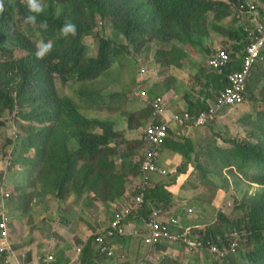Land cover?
<instances>
[{
    "label": "trees",
    "instance_id": "16d2710c",
    "mask_svg": "<svg viewBox=\"0 0 264 264\" xmlns=\"http://www.w3.org/2000/svg\"><path fill=\"white\" fill-rule=\"evenodd\" d=\"M43 1L48 4L47 11L58 19L51 17L53 29L69 20L80 21L78 13L88 9L98 12L102 19L109 20L115 34L123 39H117L119 44L114 50H111L109 41L101 40L98 55L87 61L77 49L82 41V36L79 37L80 31L85 29L82 25L77 27L75 37L69 36L74 41L50 58L54 63L22 61L5 64L8 55L12 56V23L15 22L16 5L11 0L3 1L5 10L0 13V73L3 68L6 76L13 72L15 82L5 90L0 83V125L6 124L3 119L7 112L19 107L25 108V112L18 114L28 127L23 128L27 137L23 140L21 150L26 153L35 151L34 157L25 159L26 165L30 167L29 188L34 189L32 199L51 196L65 200L73 194L82 197L93 193L97 198L113 203L125 195L127 186L132 190L141 176L140 164L129 153L120 157V169L117 170V161L114 159L116 151L110 147L117 135L107 128L106 122L82 115L75 100L60 97L54 87L44 81L47 67L54 66L53 73L60 74L65 82L96 80L105 77L107 73L111 74L116 61L123 67L124 60L131 52L137 55L142 48L156 43V40L160 42L157 61L163 62L164 67H180L182 58L187 56L184 52L186 46L203 55L209 54L207 42L210 32L216 31L224 18L232 17L235 25L226 30L225 34L229 38L228 44L231 40L242 44L241 47H233L234 51H239L254 41L249 34L264 16V0H67L70 3L66 8L59 0ZM241 3L256 6L252 16L237 19L243 15L240 12ZM25 8L20 5L19 12L24 14ZM219 10L221 11L218 12ZM215 12L218 13L211 20V24L215 23L217 26L211 27L207 18ZM167 48L170 50L171 59L166 57ZM194 69L195 84L197 78L202 76L206 88L199 92L200 96H204L202 102L195 103L187 95V108L196 114L207 109V101L215 98L225 82L203 65L197 64ZM16 125L14 121L7 123V127L14 131ZM17 137L22 136L16 135ZM178 141L170 148L184 156L185 161L177 175H185L195 146L190 141V147L186 148L185 142L189 140ZM11 147L12 145L8 150ZM256 147L257 144L250 142L237 146L233 156L239 160V170L249 163L264 164V150H254ZM158 178L151 180V186L145 192L146 198L167 207L172 204L173 196L166 188L175 185L177 180L172 178L166 184L158 181ZM256 181L260 182L262 189L254 195L251 194L252 196L248 194L250 197L244 204L245 217L242 221L246 227L241 221L237 231L246 233V236L238 253H227L221 262L206 256L203 263L196 255L197 261L192 264H264V174ZM138 192L139 190L133 194ZM210 234L216 237V234ZM241 243L242 240H239L238 245ZM228 244L226 239L216 241L221 252L222 247ZM83 259V264H92L88 255ZM4 261V257L0 256V264H4Z\"/></svg>",
    "mask_w": 264,
    "mask_h": 264
},
{
    "label": "rangeland",
    "instance_id": "374dc122",
    "mask_svg": "<svg viewBox=\"0 0 264 264\" xmlns=\"http://www.w3.org/2000/svg\"><path fill=\"white\" fill-rule=\"evenodd\" d=\"M230 2V0H219ZM219 10L218 12H220ZM211 13L207 19L210 20L209 25L216 27L215 23L211 22L215 19L216 14ZM212 20V21H211ZM17 22L20 30L24 33L28 32V27L24 23V19L17 17ZM235 24L230 16L223 19L216 31L210 32L207 42V48L217 49L225 47L229 44L228 36L225 31L232 28ZM105 36L110 43L111 50L119 44L118 38L114 32L112 25L104 26L99 23L94 29L89 30L84 36V49H80L79 53L83 54L87 61L95 57L100 49V39ZM157 41V42H156ZM154 44H149L142 48L139 54L131 52L124 60L123 67H120L119 61H116L112 66V73L103 77L98 81H89L87 83H78L73 87V82L64 83L61 78L57 77L56 87L61 97L70 96L80 106L81 112L89 117L100 118L108 121V126L111 129L120 133L119 140H135L134 147L125 145L124 152L134 156V160L140 162L144 154V135L143 131L149 123V106L145 100L135 98L132 93L134 88L140 84L150 90L153 95H163L168 99V113H176L187 108V95L192 97L196 102L203 101L204 96H200L201 90H206L204 87L203 77L197 78L195 84V69L197 64H205L206 56H203L198 50L195 51L189 46L184 47V52L187 56L182 58L180 67H164L163 62H158L159 44L156 40ZM9 45V44H8ZM167 52V59H171L170 50ZM15 53V52H14ZM24 56L25 52L17 51L15 56ZM204 67H206L204 65ZM78 91V92H77ZM84 94V96H83ZM103 99V103L100 100ZM211 100L207 101V104ZM25 112V108L19 107L12 112H7L4 116L5 125H0V161L4 166L8 167L7 163L13 159L22 160L24 155L33 156L34 152L26 154L21 152L23 139L18 142L16 133L11 127H7V123L14 121L22 130L28 129L27 124L20 119L18 113ZM125 116V118H124ZM2 117L0 115V122ZM134 129L133 131H128ZM264 64L258 66L249 82V92L246 101L243 105L225 112L217 122L194 131L185 129L180 131L176 126H172V133L167 138L164 149L159 154V161L165 167H173L175 170L180 168L181 162L168 163L167 150L170 149L168 141L170 138H192L188 139L196 147L195 154L191 156V164L188 167L192 170L190 177L176 176V184L167 188L173 196L172 204L169 207L173 212L183 216V220L189 224H199L202 221L211 220L213 224L209 228H215L216 220L220 218L226 219L218 222L219 228L215 229L216 235L225 236L227 239L232 238V234L237 231L239 223L244 220L245 208L244 204L248 197L254 195L260 189L250 188L245 185L244 181L248 178L238 170L239 160L233 156L239 144L248 142L257 144L254 150H264ZM14 140L11 141L10 138ZM18 144L15 148L13 158L7 156L10 145ZM185 145V144H183ZM186 148L190 144L185 145ZM24 154V155H22ZM118 154H122V149H118ZM118 155V156H119ZM20 173H24L23 166H17ZM233 169V170H232ZM249 177L253 176V170H247ZM171 175L163 178H158L169 184L172 181ZM244 180V181H243ZM181 185V186H180ZM134 189V188H133ZM222 190L221 199L216 200L214 197L217 191ZM249 191V195L245 194ZM234 192V193H233ZM134 193V191L132 192ZM252 194V195H251ZM236 199V206L234 202ZM186 209H194L191 215H186ZM218 210L220 211L218 213ZM1 215V214H0ZM102 216L101 214H99ZM244 227V222H241ZM75 245V244H73ZM76 246V245H75ZM146 248V246H143ZM153 259L145 258L140 255V250L135 248L129 252L123 251L130 264H192L198 258L203 263L204 258L209 255L190 254L179 249L178 246L162 249L156 248ZM115 255L114 261H124V256ZM197 255V256H196ZM212 258V257H211ZM213 259V258H212ZM13 264H16L13 263Z\"/></svg>",
    "mask_w": 264,
    "mask_h": 264
},
{
    "label": "clouds",
    "instance_id": "9594fccd",
    "mask_svg": "<svg viewBox=\"0 0 264 264\" xmlns=\"http://www.w3.org/2000/svg\"><path fill=\"white\" fill-rule=\"evenodd\" d=\"M3 1L4 0H0V13H3L5 10V6H4ZM11 1L16 5L15 22L12 23V31H13L14 37H13L12 43H11L12 56L8 55V57L5 61V64H10L12 62L18 63V62H22V61H27V62H31V63L40 62L42 64L54 63L50 60V58L53 55L63 51L65 49V47H68L70 45V42L74 41V40L69 39V36H72V37L76 36L77 27H80L82 25L85 26V29L80 31L79 37L82 36V41L79 43V46L77 48L79 50L80 49L83 50L84 49V36L89 30L94 29L99 23H101L102 26H104V22L107 25H112V23L109 20L102 19L98 12H91L90 10L85 9V10H81L78 13V18L80 21L69 20V21H66L64 23V25L53 29V28H51V24H52L51 17L53 15L49 11H47V9H46L48 7L47 2H45L43 0H11ZM59 3L66 8L70 2L67 0H59ZM20 5L26 7L25 8L26 12L24 14H21L19 12V6ZM252 5H254V4H252ZM254 9H256V6ZM252 15H253V11H247V13L243 14L242 16H239L237 19H245L246 17L252 16ZM18 16L24 19V23H26V25L28 27L27 33H24L23 31L20 30V26L17 22ZM53 18L58 20L54 16H53ZM230 18L232 20L231 16H230ZM258 23L264 25V16L261 18V20ZM91 25H92V28H89ZM55 32H56V34H53ZM103 39L107 40V38L105 36H102V38L100 39V42H99L100 47H101V40H103ZM251 44H253V42H251L250 45L245 46V48L243 50L234 51L233 47H235V46L241 47L242 44L238 41L231 40V42L227 48H225V47L217 48V49L211 48V49H209L210 52L207 56L203 55V56H206V59L204 62L205 63L204 65L206 66L205 68L207 70L211 71L212 73H214L217 77H221L224 80L225 85L217 91L215 98L213 100H211V102L208 103L207 109L204 111H201L199 113L194 114L193 112H191L189 110H184L181 112L169 114L168 108H167L168 99L166 96L153 95V94H151V92L148 88L143 87L140 84H138L134 88L132 95L137 99L147 101L148 106H149V113H150L149 123L147 124V126L145 127V129L143 131L144 154H143L141 161L138 162L140 164L141 176L138 178L136 186L133 187L134 189L131 190L127 186V191L125 193V195L128 194L127 197H124L125 196L124 195L112 203V204H114V203L119 202V203H117V205L115 204V206L110 209V211L113 209V216L110 219L103 218V216H98L96 218V219H98L97 225L99 227V235L95 236L94 240H91L85 248H81V247L77 248L78 246L76 245L77 249L74 248V252L76 251V256L72 259V261L69 264H78L80 262H81V264H83V261H84L83 257H87V255L89 257H91L94 246L96 248V253L98 255V258L100 255H104L109 259H114L115 255H118L123 251H118V253H117L116 249L108 244L107 239H118V238L124 239V240H127V239L128 240H138L143 246H147L149 248H157L160 246L172 248V247L178 246L179 249L183 250L186 253L199 254V255L200 254L209 255L215 261H220V262L222 261V259L225 258L227 253H232L235 255L238 253V249L240 248V246H242L245 243L244 237L246 236V233L242 234L239 231H236L232 234L233 236L231 239H227V237H225V236H223L221 238V236H219V235H216V237H214L210 233H214V234L216 233L215 229L219 228L222 225L223 220H224L223 218H220L219 220L215 221L217 226L213 229L209 228L210 225L207 227H202V226H195V224H189V223L185 224L184 223L185 221L183 220V216L181 214L173 212L169 206H167V207L166 206H160V205L154 203L153 201L148 200L146 198L145 192H147V190L150 188L151 180L155 177L163 178V177H167V176L171 175V177L175 178V180H176V176H184L181 174L177 175L179 169L175 170L173 167L163 166L160 163L159 158H158L160 152L164 149V147L166 145L167 138L170 137V134L172 133V126H176L177 128L180 129L181 132H183L185 129H188L189 131L201 129V128L207 127V126L217 122V120L225 112H228L234 108H237V107H239L245 103L246 97H247L248 92H249L250 79L252 78L255 69L258 66L264 64V50L261 54V58H262L261 61L254 67V69L252 71L251 77H250V79L248 81V85H247V93L243 96L244 97L243 102L237 106L226 108L223 112L218 113V115L215 117V119L213 121L208 122L207 124H205L203 126H197L196 125L197 118L202 113L209 111L211 106L215 104L220 92L227 86L226 75L229 74L231 71H237L240 69V67L243 64V59H244L245 55L247 54V49L249 46H251ZM185 49L187 50L186 47H185ZM17 51L25 52L26 55L21 56V57H19L17 55L15 56V53ZM218 51L227 52L229 57H230V60H231L230 64L227 67L228 70L226 71L225 75H220L217 71H215L213 68H211L209 66L210 56L214 53H217ZM187 52H188V50H187ZM92 58H94V57H92ZM199 65H203V64H199ZM53 70H54V66H50V67H47V69H45L44 81L51 84L56 91H57V87H56L57 77L61 78V80L64 83L73 82V87H75V85L78 83H87L89 81H98V80L102 79V78H98L96 80H89L87 82L74 81V80H70L68 82H65L63 80V78L61 77V75L58 73H53ZM14 82H15V79L13 77V72H9L8 76H6V74L4 72V68H3V70L0 73V83H1L2 89L5 90L9 86L13 85ZM83 96H84V94H83ZM64 97H70V96H64ZM70 98L73 99L72 97H70ZM159 100H160L161 108L163 110L162 114L156 113L155 105L159 102ZM100 102L103 103V99H101ZM185 113H188L190 115V120L187 121L184 126H180L179 124H177L173 121L174 116H176V115L183 116ZM82 115H84L85 117L90 118V119H98V120L106 122L107 128L117 135V138L110 145V147L114 148L116 151V155L114 156V159L117 161V166H118L117 170H119L120 164H121L120 157L122 155H124V153H126V152H124L125 148H123V147L125 145L132 144L131 147H129L128 149H125V150H130V148L134 147L135 140L132 141V140H128L126 138L124 140H119L120 133L114 129H111L108 126L107 120L95 118V117H89V116L85 115L84 113H82ZM124 118H125V116H124ZM161 124H164L167 127V133H166V136L164 139V143L159 144V145H154L151 143L148 145L146 138L149 135V130L153 129L156 126L161 125ZM133 130L134 129H130L128 127V131H133ZM262 131L264 133V128H262ZM14 132L17 135L22 136V137L16 138V140L18 142H20L23 138L25 139V137H27V135H25L23 130L20 127H18L17 125H16V130ZM188 139L189 138H183L182 139V138L173 137V138L169 139L168 145L171 147V145L174 144L175 142H179L178 140L185 141ZM13 140H14V137L12 138V141ZM189 142H190V140L186 141L185 143L187 144ZM17 145L18 144L12 145L11 149L8 150L7 156L13 158V154H15V148ZM119 148L122 149L121 155L118 154ZM170 150H173V149L170 148ZM150 151L155 152L153 164L156 168V171H149V170H145V168H144L145 162L147 159V154ZM195 151H196V147H195V150L193 149L191 154H195ZM21 152H25V151L21 150ZM33 152H34L33 156L22 154L25 156V158L22 160L15 159L13 162V159H12L10 162L7 163L8 167L3 165L5 171L13 169L19 164L23 165L25 167L27 173H28L29 183H30V174H29V168L30 167H28L26 165L25 159L34 157L35 151H33ZM174 152H176V151H174ZM176 153L180 154L178 152H176ZM26 154H29V153H26ZM180 155H182V154H180ZM183 158H184V156H183ZM184 161H185V158H184ZM182 163H181V165H182ZM181 165H180V167H181ZM242 170H243V173L245 174V176L248 178V181L243 180L245 185H247L250 188L260 189L261 188L260 182H258L256 180L264 174V164L249 163V164L244 165L243 169H241L239 171L241 172ZM247 170H253L254 171L253 176L249 177L247 175V172H246ZM2 181H3V176L0 175V185H1ZM29 183L26 186V188L28 190H31V193L23 197L24 203H26L32 199V194L34 192V189L29 188ZM137 190H139V192L136 195H134L132 192L133 191L135 192ZM220 191H222V190H220ZM245 194L248 195L249 191H245ZM14 196H15L14 192H9V193L3 192L2 188L0 187V197H1V201L3 203H5V201L12 199ZM68 199L69 198H67L65 200L67 201ZM138 199H141L142 201L139 202ZM238 200L239 199L235 200L233 208L236 206V201H238ZM60 201H64V200H60ZM155 211H160L162 215L166 214L167 218L170 220H177L179 223V226H180V232H182V234L187 233L186 239H188L192 242H195L196 244L201 243V246L190 247L186 242H183V243H161V244H157V245L147 244V242H146L147 234L143 230V225H144V222L150 221L152 219L153 213ZM193 211H194V209H186L185 210L186 215H191L193 213ZM219 212L220 211L218 210V213ZM118 220H120L121 226L124 229V232L122 234L118 233L113 228V224L115 222H117ZM218 222H221L220 226H219ZM1 224L4 225V228L0 227V256L4 257V259H5L4 264H13V260L17 259L18 257H17V253H16L15 249L13 248V245L8 243V239H9V218L7 216H5L4 214L0 215V225ZM211 224H213V222ZM3 231L7 232L6 237L2 236ZM102 231H103V234H102ZM223 239H226L229 244H228V246L222 247V252H221L219 250L218 246L216 245V241H222ZM239 240H242V243L238 245ZM93 241H94V245H93ZM213 247L216 248V251H212ZM103 249H106L107 252H103ZM109 253H112V255H109ZM120 255L124 256V259L126 258V256L124 254H120ZM50 256L54 257V261H52L51 263H47L46 260ZM41 261L43 262V264H61L58 262L57 257L54 254L46 255L44 258H41Z\"/></svg>",
    "mask_w": 264,
    "mask_h": 264
},
{
    "label": "crops",
    "instance_id": "0c3cea01",
    "mask_svg": "<svg viewBox=\"0 0 264 264\" xmlns=\"http://www.w3.org/2000/svg\"><path fill=\"white\" fill-rule=\"evenodd\" d=\"M262 7L264 9V6ZM167 154L168 163L177 164L184 161L183 156L173 150L168 149ZM17 166L5 171L0 161V175L3 176L0 187L3 192H14L15 194L12 199L5 201V203L1 201L0 197V214L9 218L8 243L13 245L18 257L13 260V263L43 264L41 258L48 254H54L59 263L69 264L76 256L74 248L77 246V248H85L91 240H94L95 236L99 235L98 219H96L100 216L99 214L103 218L110 219L113 216V209L111 211L110 209L119 202L107 203L91 193L82 197L73 194L67 201H60L49 196L31 199L24 203L23 197L31 193V190L26 188L29 183V176L24 166V173H20ZM191 175L192 170L190 169L185 176L190 177ZM222 195V191H217L214 204H216L217 199H221ZM127 196L128 194L124 197ZM211 223V220L202 221L199 224L196 223L195 226L207 227ZM107 242L116 249L117 253L118 251H134L135 248H138L140 255H144L145 258L149 256L153 259L155 256L156 248L147 246L143 248L138 240L118 238L107 239ZM157 248L167 249L165 246ZM90 262L92 264H130L127 259L121 262L109 259L104 255H100L98 258L95 246Z\"/></svg>",
    "mask_w": 264,
    "mask_h": 264
},
{
    "label": "built area",
    "instance_id": "2783aa9c",
    "mask_svg": "<svg viewBox=\"0 0 264 264\" xmlns=\"http://www.w3.org/2000/svg\"><path fill=\"white\" fill-rule=\"evenodd\" d=\"M255 6L250 3H241L240 12L242 14L247 11H254ZM250 37L254 38L253 44L248 47L247 54L243 59V64L237 71H231L226 75L227 86L220 92L216 102L211 106L208 112L202 113L196 120L197 126H203L215 119L218 113L223 112L228 107H233L241 104L244 100V95L247 93L248 81L251 77L254 67L261 61V54L264 50V25L257 23L255 30L250 32ZM231 60L227 52L218 51L209 58V66L217 71L220 75H225L228 70V65ZM156 113L162 114L163 110L159 102L155 105ZM190 120V115L185 113L183 116L176 115L173 121L180 126H184ZM167 133V127L164 124L158 125L149 130V135L146 138L147 144L159 145L164 143ZM155 152H148L145 162V170L156 171L153 164ZM141 202V199H138ZM0 227L4 228L1 224ZM113 228L120 234L124 232L120 220L113 224ZM143 230L147 234L146 242L149 245H157L161 243H183L186 242L190 247H199L201 243L196 244L187 238V233L180 232V226L177 220H170L166 214L162 215L160 211H155L150 221L144 222ZM140 233V232H139ZM2 236L6 237L7 232L3 231ZM212 251H216L213 247ZM103 252H107L103 249ZM112 255V253H109ZM54 257L50 256L46 262L51 263Z\"/></svg>",
    "mask_w": 264,
    "mask_h": 264
}]
</instances>
